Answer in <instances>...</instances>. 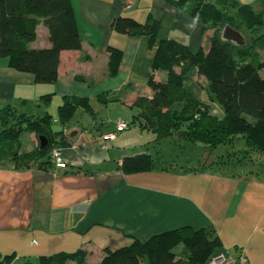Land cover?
Wrapping results in <instances>:
<instances>
[{"label": "crops", "instance_id": "obj_1", "mask_svg": "<svg viewBox=\"0 0 264 264\" xmlns=\"http://www.w3.org/2000/svg\"><path fill=\"white\" fill-rule=\"evenodd\" d=\"M71 1L82 48L62 50L59 78L53 83L37 82L32 73L10 66L8 58L1 57L0 107L18 102L15 106L18 111H27L26 105L33 93L41 97L45 92H53L52 101L56 104H60L66 94L88 96L91 101L97 98L92 102L96 114L85 110L90 114L87 116L90 125L84 126L77 119L57 128L65 132L67 143L57 142L56 146L62 149L67 167L57 166L53 159L45 167L16 164V152L30 151L38 145L40 137L35 132L30 131L29 142L22 140L26 130L19 139H0V253L14 251L17 255L10 264H24L26 259L37 260L41 254L83 247L88 250V263H93L102 258L105 247L128 245L135 237L144 239L155 232L186 224H215L223 240L221 251L234 256L244 252L248 257L247 264H264L263 252L261 255L258 250L260 238L257 237L255 245L250 241L244 243L248 228L256 227L255 234L264 233V217L258 215L262 206L258 202L254 200L249 208L239 207V202L244 203V200L230 195L224 201L205 203L208 210L204 203L201 205L198 188H190L184 177H171L165 168L125 173L121 161L126 154L148 151V143L159 141L156 133L146 126L140 125L136 131H131L135 132L132 136H127L130 132L125 134L130 130L129 125L117 133L115 139L102 137V134L114 131L117 120L121 119L113 118L111 113L109 102L113 95L121 100L122 108L127 111L129 108L135 114L141 112L134 104L136 99L153 95L148 83L154 55L149 36L114 30L111 22L115 16L131 15L142 21L148 17L160 18L162 27L158 38L166 37L165 34L177 37L185 40L192 49L205 44L213 29H206L205 23L191 16V3L176 5L171 0ZM240 1L253 4L257 11H264V0ZM165 30L169 32L165 33ZM109 44L124 50L116 74L109 71ZM51 45L49 29L41 22L31 46ZM154 74L157 79L166 77V72L161 70ZM193 78L196 82L192 89L206 101V80L197 72ZM100 95H104L107 102H102ZM212 103L208 102L209 108ZM101 105L109 108L105 110ZM46 109L48 112V106ZM101 111L105 116L100 114ZM55 115L57 118L58 113ZM139 132L140 137L135 136ZM214 193L223 194L219 190ZM222 208L225 209L223 215ZM232 245L235 247L230 252L227 248Z\"/></svg>", "mask_w": 264, "mask_h": 264}, {"label": "trees", "instance_id": "obj_2", "mask_svg": "<svg viewBox=\"0 0 264 264\" xmlns=\"http://www.w3.org/2000/svg\"><path fill=\"white\" fill-rule=\"evenodd\" d=\"M171 1L176 5L191 3V16L213 31L205 44L192 49L177 37L158 38L160 18L148 17L142 21L120 14L112 19V27L118 32L148 34L149 44L154 48L153 72L148 81L153 95L139 96L134 104L141 112L134 114L132 121L126 120L130 125L138 121L139 125L152 129L156 140L177 133L181 138L216 146L242 134L249 146L264 150V76L260 73L264 68V11H257L253 4L240 0ZM41 22L49 29L52 45L32 47ZM228 24L243 35L247 33L249 39L246 41L244 36V43H238L224 38L222 32ZM81 48L82 37L71 0H0V58L7 57L10 66L32 73L37 82L53 83L59 78L62 50ZM107 49L109 71L116 74L124 50L112 44ZM157 70L166 72V77L157 79L154 74ZM191 71L206 78V101L186 83L185 76ZM53 95L46 92L41 99L48 105ZM99 98L107 102L104 95ZM207 101L219 103L224 115L212 112ZM80 108L96 114L90 98L77 94L64 96L57 118L50 112L37 116L19 112L12 104L1 106L0 139H19L25 130L39 137L45 135L48 139L45 147H41L39 138L34 149L14 155L20 166L45 167L52 163L51 152L56 143H67L64 130L55 129L53 122L65 124ZM121 168L125 173L150 171L155 168V158L149 151L126 154ZM222 246L223 240L215 226L186 224L144 239L135 237L128 245L107 246L102 258L93 263H88V250L81 247L41 254L37 260L26 259L24 264H145L144 260L148 264H209L211 256ZM16 255L14 251L1 254L0 264H10Z\"/></svg>", "mask_w": 264, "mask_h": 264}, {"label": "rangeland", "instance_id": "obj_3", "mask_svg": "<svg viewBox=\"0 0 264 264\" xmlns=\"http://www.w3.org/2000/svg\"><path fill=\"white\" fill-rule=\"evenodd\" d=\"M166 32L168 33L169 31L165 30V33ZM243 33L247 41L249 35L245 32ZM165 36L168 37L169 35L165 34ZM194 73L195 72L191 71L185 76V81L191 88H194V82H196V79L193 78ZM260 73L264 76V68L260 69ZM204 79L206 80L205 77ZM34 95L35 97H33ZM32 97L29 98L28 105H26L28 113L43 116L47 112L46 108L48 106V112L56 117L55 112L56 114L58 113L57 109L59 103L56 104L55 101H51L46 105L40 95L33 93ZM93 101L96 102L97 98L92 99L91 102ZM120 101L121 100L116 99V95L111 97L109 103L112 104L110 108L112 109L111 113L114 116L113 118L123 117L126 119L125 117H127L129 121H132L136 112L129 108L128 111L126 110L127 108H122L124 106ZM16 104H18V102ZM16 104H14V106H16ZM102 107L105 110L109 108V106L104 105ZM211 110L220 116L224 115V109L217 102L212 103ZM22 111L23 110L19 109V112ZM100 114L104 115V112L101 111ZM88 115H90L89 112L80 108L71 121L79 119L84 126L90 125L91 122L87 118ZM108 116L107 114V118H109ZM66 123H68V121ZM63 124L62 121L53 122V127L57 129L59 126H63ZM139 126V122L135 121L128 128L130 130L125 134L127 135L130 132L127 136L134 135L135 132L131 131H136ZM138 131L141 132V129L139 128ZM140 132L136 133L135 136L139 135L140 137ZM29 134L30 131L26 130L22 135V140L29 142ZM147 150L153 153L155 158L154 169L165 168L166 171L170 172L171 177H184V181H188L190 188L195 187L199 189L201 205L203 203L208 204L209 202L213 204L214 201L217 200L224 201L225 197L232 195L233 197L236 196L241 201L244 200V203L239 202V207L249 208L253 205L254 200L258 202L259 206H262L258 211V215L259 217H264V150L249 146L248 141L242 134L234 136L233 140L230 142L228 141L217 144L216 146H210L200 140L192 141L181 138L179 134L176 133L169 138H164L157 142L152 141L151 144L148 143ZM216 190H219L223 194L219 196V194L214 193ZM227 200L230 202V199ZM206 204L204 207L209 210ZM224 210L223 208L221 209L222 215ZM260 226L263 227V224H260ZM255 229L256 227L247 229L248 236H246L244 243L247 244L250 241L252 245H255L256 239L259 237L260 242L258 244V250L261 255L263 252L264 256V233L260 234V232H258V234H255ZM234 247L235 245H232L229 249L226 246L230 252H232ZM221 249L222 247L218 248L217 252H222ZM144 263L148 264L146 260H144Z\"/></svg>", "mask_w": 264, "mask_h": 264}, {"label": "built area", "instance_id": "obj_4", "mask_svg": "<svg viewBox=\"0 0 264 264\" xmlns=\"http://www.w3.org/2000/svg\"><path fill=\"white\" fill-rule=\"evenodd\" d=\"M129 125V122L126 119L121 118L117 121L115 130L102 134V137L105 140L115 139L117 133L125 130ZM51 154L52 159L57 166L67 167L66 159L60 147L54 146ZM247 262L248 257L245 254L240 253L234 256L225 251L216 252L209 259V264H246Z\"/></svg>", "mask_w": 264, "mask_h": 264}, {"label": "water", "instance_id": "obj_5", "mask_svg": "<svg viewBox=\"0 0 264 264\" xmlns=\"http://www.w3.org/2000/svg\"><path fill=\"white\" fill-rule=\"evenodd\" d=\"M223 36L226 39H230L238 43H244L245 41L244 35L242 34V32L230 24L225 26L224 31H223ZM40 141H41V147H45L48 144V139L45 135L40 136Z\"/></svg>", "mask_w": 264, "mask_h": 264}]
</instances>
